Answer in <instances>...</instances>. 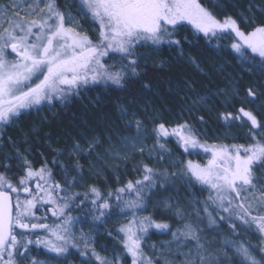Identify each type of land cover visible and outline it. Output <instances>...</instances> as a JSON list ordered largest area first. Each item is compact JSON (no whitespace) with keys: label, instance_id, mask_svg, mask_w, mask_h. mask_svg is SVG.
I'll return each instance as SVG.
<instances>
[{"label":"snow or ice","instance_id":"snow-or-ice-1","mask_svg":"<svg viewBox=\"0 0 264 264\" xmlns=\"http://www.w3.org/2000/svg\"><path fill=\"white\" fill-rule=\"evenodd\" d=\"M81 13L98 26L95 41L83 30L76 17L57 4V0H19V3L0 7V125L8 124L19 117L22 110L42 102H66L71 95H79V90L90 84L125 89L130 77L140 75L137 46L151 42L152 45L167 43L180 47L181 40L175 36L179 35L178 29L184 24L191 25L194 34L207 44L217 42V49L220 48L218 41L230 38V49L242 62L264 70V21L257 23L252 17L243 22L248 26L242 27L231 15L219 17L202 0H81ZM116 56L122 61L119 67L105 62V58L114 59ZM143 86L149 87L147 84ZM257 94L252 88L247 90L248 97L255 98ZM121 115H126L123 108ZM200 119L203 121V117ZM221 119L246 122L252 142L247 145L208 144L201 142L187 122L169 126L167 121L154 119L152 134L161 150L157 155L160 159L165 158V153L171 156L166 143L161 142L168 138H175L183 153L191 154L193 150L202 149L209 154L205 164L192 160H181L179 164L181 175L187 177L189 183L195 182L209 191L203 209L209 223L217 222L216 216L209 211V207L215 206V209L228 213V217L219 216V219L234 217L247 229L254 228L264 241V180L255 174L257 168L264 170V122L244 107H240L235 115L222 113ZM134 123L139 132L143 122L135 120ZM96 143V140L89 142L87 149L75 144L72 152L90 154ZM138 150L144 152L143 147ZM57 154L63 155V151ZM148 157L152 158L151 151ZM141 168V178L129 180L115 193H107L109 198L115 197L121 213H127L130 218L117 229L122 255L109 259L90 248L91 256L98 264H120L122 259L129 258L131 264H176L162 252L148 255L144 250L150 230L163 233L170 231L171 226L157 222L151 215L137 214L147 210L146 193L158 187L157 181L161 178V173L148 164H142ZM22 170L24 174L15 183L0 173V264H20L29 259V246L33 244L42 245L57 255L68 253L69 247H77L71 230L72 217L65 216L68 201L75 197L57 195L65 191V185L53 178L47 163L34 168L24 158ZM74 170H81L78 161ZM67 174L65 170L64 175ZM76 178L72 177L71 183L74 184ZM164 179H167L166 174ZM33 183L35 188L31 187ZM89 191L93 196L90 202L97 213L94 218L102 220L112 205L95 186ZM21 193L26 194L23 199ZM125 193L131 198L124 199ZM87 197L88 193H85V199ZM38 205H52L49 209L52 215L64 219L53 224L34 222L43 219L36 217ZM164 208L172 211L167 202H164ZM175 215L182 218V210L177 208ZM230 227L235 231L237 225L233 222ZM36 229H43L47 235L41 237L37 234L35 240L29 238L28 234ZM172 236L174 240L183 237L185 241L194 242L198 264H216V258L204 254V245L193 225L185 223L173 231ZM84 247L89 248L86 241ZM179 247L176 254L185 256L181 264H197L188 258L190 253L179 252ZM224 247L235 248L240 257L239 264H264V242L258 246L259 259L255 254L257 248L243 242L235 245L233 241L225 240ZM80 254L86 256L89 253L81 251ZM31 264L41 262L32 257Z\"/></svg>","mask_w":264,"mask_h":264},{"label":"trees","instance_id":"trees-1","mask_svg":"<svg viewBox=\"0 0 264 264\" xmlns=\"http://www.w3.org/2000/svg\"><path fill=\"white\" fill-rule=\"evenodd\" d=\"M65 3L73 12L81 10V0H66ZM202 3L221 18L225 15L233 16L242 27H247L248 25L243 22L252 17L257 23L264 21V0H202ZM57 4L63 9V0H57ZM82 24L85 32L95 41L97 38L95 30L98 26L90 17L84 15ZM178 32L179 35L175 36V39L181 40L180 47L167 43L152 45L151 42H142L137 46L140 75L130 77L125 89L90 84L82 87L79 95H71L66 102L58 100L52 103L42 102L40 105L22 110L21 115L13 118L8 124L0 125V173L6 174L15 183L17 178L24 174L22 170L24 158L30 161L34 168L47 163L53 178L65 185V191L57 195L75 197L68 201L69 206L65 209V216L72 217V232L76 225L93 230L96 233L95 246L102 254H123L117 229L130 218L127 213H121L115 197L109 198L107 193H115L116 189L123 187L129 180L141 178L142 165L137 170L127 166L123 170H118L116 174L105 171L98 179L95 177L90 179L86 168L93 155L77 160L70 155L73 145L87 146L89 142L96 140L97 150H105L112 143H118L121 138L132 134L135 119L147 124L149 118L162 119L167 121L169 126L185 122L184 119H187L189 120L187 123L192 126L199 139L201 134L213 136L215 131L221 133L224 129H232L236 143L247 145L252 142L250 136L245 135V130H249L248 124L243 122L242 133L240 127L234 128L231 121L225 122L221 119V114L232 111L235 115L240 107H244L251 110L258 120L264 122V70L249 67L242 62L230 49V38L218 41L220 48L217 49L215 46L217 42L207 44L199 39L191 25L184 24ZM144 45L151 46L153 52H146ZM105 62L109 65L115 63L117 67L122 63L119 56L114 59L105 58ZM145 84L149 87L145 88L143 86ZM249 88L258 93L255 98L248 97ZM227 96L230 100H227ZM198 99H204L211 111L208 112L201 106L195 113L190 109L188 114L187 109ZM121 108L126 110V115H121ZM198 116L203 117L202 122ZM234 122L236 126L243 124L241 121ZM229 124L231 128L226 127ZM167 141L178 156L184 158L186 153L175 144V138L173 140L168 138ZM59 151H63V155H58ZM191 153L200 159L203 151L199 149ZM77 161L81 165L79 172L74 170ZM146 164L162 172L153 162L148 161ZM4 165L10 167L6 168ZM65 170L67 176L64 175ZM257 171L258 168L255 173ZM74 176L77 178L73 184L71 181ZM80 183L85 184L81 189L77 188ZM160 184H163L161 178L157 181L158 187L146 193L147 210L137 214L151 215L157 222L168 223L172 229L174 225L172 219L155 216L148 209V206L151 207V201L153 204V200L157 199L155 195L162 189H167L166 186L159 187ZM93 186L98 188L112 205L102 220L94 218L97 213L90 202L93 196L89 191ZM31 187L35 188V184L33 183ZM85 193H88L87 199ZM25 195L21 193V198L23 199ZM123 197L131 198L127 193L123 194ZM52 207L38 205L36 217L43 219L34 222L53 224L63 220L64 217L52 215L49 210ZM169 232L161 233L152 229L145 241H159L167 237ZM37 234L41 237L47 235L43 229H36L28 235L35 240ZM75 243L77 247H69L68 253L64 255H57L42 245L35 244L29 246V254L40 259H58L64 256V262L92 264L88 255L80 254L84 250L76 239ZM20 264L25 263L22 260ZM122 264H131L130 258L123 259Z\"/></svg>","mask_w":264,"mask_h":264},{"label":"rangeland","instance_id":"rangeland-1","mask_svg":"<svg viewBox=\"0 0 264 264\" xmlns=\"http://www.w3.org/2000/svg\"><path fill=\"white\" fill-rule=\"evenodd\" d=\"M63 1V9L66 12L71 13L72 16L76 17L79 21V24L85 31L82 24L83 15L81 10L77 9V12H73L65 3L66 0ZM13 2L19 3V0H0V7ZM144 46H146V52H153V48L151 46ZM233 97H235V94H233ZM227 100H230V97L227 96ZM201 106L204 107V109L208 112L211 111L210 106H206L204 99H198L197 101L192 102V104L187 109V113L189 114L190 109H192L193 113H195V110ZM231 113L233 112L231 111ZM198 119L201 120L199 116ZM153 120L154 119L149 118L147 124L143 122V127L139 130V132L137 131L136 125L133 122L132 134L121 138L118 143H112L105 150H97V142L95 148H93L90 154L86 151L80 152L79 154L73 153L71 151L70 155L77 160H80L82 157L90 158V155H93V158L89 159V166L86 168L90 179H94V177L98 179V177L103 176L105 171H110L116 174L118 170H123L127 166H130L132 170H137L142 164H146L148 161L153 162L154 165L157 166L160 171H162L161 179L167 189L164 188L155 195L157 196V199L155 201L153 200V204L151 201V207L148 206V209L155 216L159 215L160 218L172 219L174 221V225L167 237L155 242L150 240H146L144 242V250L148 255H160L162 252L165 257L174 260L176 264H181V262L185 259V256L176 254L179 245V252L186 255L190 253L188 258L197 261L198 264L196 249L193 247L194 242L191 240L185 241L183 237H180L179 240H174L172 236L173 231H176L177 228H182L185 223H189L198 230L200 242L205 248L204 254L206 256L210 254L211 257L216 258V264H239L240 257L236 255L235 248H225V240H231L235 245H239L241 242H243L247 245L257 248V252L255 254L259 259L261 253L258 251V246L264 242L262 241L261 234L258 233L254 228L251 230L247 229L241 224L239 220H236L234 217L220 221L218 219L219 216L228 217V213H224L218 209H215V206L209 207V211L212 212L214 216H216L217 222L215 224H210L208 215L203 210L205 207V202L207 201V197L209 196V191L195 182L189 183L188 178L181 175V169L179 167L181 160H192L194 162L205 164L209 158V154L204 152L201 153L200 159L194 153L186 154L184 158H181L178 156L170 142L161 141L162 143H166V148L171 151V156H168L167 153H165V158L160 159L157 154L161 152V150L157 147L156 140L152 134V128L154 127L152 123ZM184 120L185 122L189 121L187 119ZM231 124V126L234 128L240 127V131L243 133L242 127H244V123L236 126V123L231 121ZM226 127L231 128L230 124L226 125ZM199 133L201 134L202 132ZM245 135H249L248 129L245 130ZM235 138L236 136L232 129H224L221 131V133L215 131L213 132V136L211 134L200 135L201 142H207L208 144H237ZM173 139L174 138H172V140ZM88 146L89 144L87 146L80 147L82 149H87ZM140 147L144 148L143 153L138 150ZM150 151L152 152L151 159L148 157V153ZM173 173H175V175H172ZM165 174L167 175L166 180L164 179ZM255 174L259 179L264 180V170L258 168V171ZM84 186L85 184L80 183L77 188L81 189ZM164 202H167L172 206V211H167L164 208ZM177 208L182 210V218L175 215V210ZM217 213L219 214L217 215ZM233 222L237 225L235 231H233L230 227V224ZM73 234L74 238L83 248V250L89 253L88 256L92 264H98V262L94 257L91 256L90 248H95L97 253H99L101 256L108 257L109 259L118 254L122 255L121 253L105 255L99 252L95 246L96 233L91 229H83L81 226L76 225L73 227ZM85 241L88 243L89 248L84 247ZM184 245L187 246L185 247ZM153 246H155V248H153ZM169 247L171 248V252H169ZM32 257L39 260L41 264H81L74 263L72 261L64 262V256L58 257V259H40L30 254L29 259L23 260L24 263L31 264ZM122 260L120 264H122Z\"/></svg>","mask_w":264,"mask_h":264}]
</instances>
